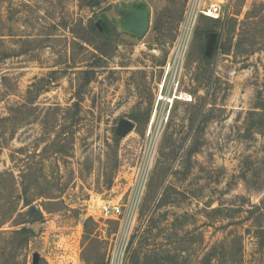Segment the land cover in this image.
Here are the masks:
<instances>
[{"label": "rangeland", "instance_id": "rangeland-1", "mask_svg": "<svg viewBox=\"0 0 264 264\" xmlns=\"http://www.w3.org/2000/svg\"><path fill=\"white\" fill-rule=\"evenodd\" d=\"M122 1L0 0V219L26 211L24 196L43 213L24 245L3 223L0 264L34 251L39 264H111L120 233L122 264L209 251L222 264L232 237L241 264H264V0H231L204 40L213 18L199 15L175 63L187 0H141V37L120 30ZM121 118L134 128L116 139ZM99 200L121 204L117 220Z\"/></svg>", "mask_w": 264, "mask_h": 264}, {"label": "built area", "instance_id": "built-area-1", "mask_svg": "<svg viewBox=\"0 0 264 264\" xmlns=\"http://www.w3.org/2000/svg\"><path fill=\"white\" fill-rule=\"evenodd\" d=\"M231 0H187L182 20L180 22L179 33L172 48L173 63L179 60V57L187 46V41L192 33L194 25L199 15H204L210 18H223L228 13V5ZM98 208L100 216L105 219H118L122 213L120 203H108L104 200H99ZM120 238H117L115 252L117 255L113 258L111 264H122L125 249L126 237L120 233ZM66 264H76L74 260L68 261Z\"/></svg>", "mask_w": 264, "mask_h": 264}, {"label": "trees", "instance_id": "trees-1", "mask_svg": "<svg viewBox=\"0 0 264 264\" xmlns=\"http://www.w3.org/2000/svg\"><path fill=\"white\" fill-rule=\"evenodd\" d=\"M167 12L168 11L161 12L160 17L158 16L154 19V21H153L154 30H159L161 21H163L165 17L167 18V16H166ZM210 20H211V22H209V24L207 23V25H205L201 28L200 33L202 35H204L203 40L208 35V33L213 30L212 29L213 23H218L220 21L219 19H215V18L210 19ZM166 22H167V20L165 21V23ZM92 28L94 29L95 33H97L98 35H102V36L108 34V32H109V30H105L103 26H102V28H99L97 24H94L92 26ZM198 30L199 29H197V33H198ZM199 47H200L199 53L203 55V43H200ZM8 55H9L8 53H5V54L3 53L2 58L4 56H8ZM33 85H35V83H33ZM28 90L30 91L31 87H29ZM115 138L116 139L120 138V136L116 132H115ZM114 168H115V164H114ZM14 182H15V180H14ZM110 183H111V178L108 179V181L106 183L107 189L110 188ZM40 196H43V195H40ZM23 201H24V206H28V207L31 206L30 205L31 201L28 199V197L24 196ZM45 210H46V207H45ZM212 210L218 211V210H220V208L218 207V208H214ZM6 216H7V217H5L6 219L5 218L0 219V227L3 225V223L7 222L8 220H11V219H13L14 221L16 220L15 225H20V227L17 229H12L8 233L10 236H18L20 238V241L22 242V245H24L27 242V240L29 239V237L33 234L31 232V230L26 225L28 223H34L35 221L41 220L43 218V213H42L41 209L31 211L28 208V209H26V211H19L17 207H14L8 211ZM22 216H24L25 218L23 219ZM18 217H22V219H18ZM257 226H258L256 229L257 232H263L264 231V229L261 227V225H257ZM6 233H7V231H5V232L0 231V235L6 234ZM236 244H237V238L232 237L229 240V246L226 249V256H224L222 264H241V262H242L241 247H239V246L236 247ZM214 256L215 255L213 252H211V251L207 252L202 257V259L200 260V264H217V263H212V260L215 258Z\"/></svg>", "mask_w": 264, "mask_h": 264}, {"label": "water", "instance_id": "water-1", "mask_svg": "<svg viewBox=\"0 0 264 264\" xmlns=\"http://www.w3.org/2000/svg\"><path fill=\"white\" fill-rule=\"evenodd\" d=\"M115 10H117L120 15L116 18V22L122 32L127 34L141 37L149 29L150 25V9L144 1L141 0H125L120 3V5H115ZM98 27L107 28V25L102 19H99L97 23ZM134 128V123L127 118H121L118 121L116 127V133L123 137L128 132ZM31 211L36 210V208L31 205L29 207ZM31 227V225H26ZM38 225H33L34 229H37ZM40 254L37 251L32 253L31 264H39Z\"/></svg>", "mask_w": 264, "mask_h": 264}]
</instances>
